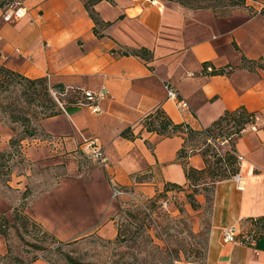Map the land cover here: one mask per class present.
<instances>
[{
    "label": "crops",
    "instance_id": "obj_1",
    "mask_svg": "<svg viewBox=\"0 0 264 264\" xmlns=\"http://www.w3.org/2000/svg\"><path fill=\"white\" fill-rule=\"evenodd\" d=\"M87 1L12 0L25 9L12 20L3 18L8 6H0V65L62 83L64 94L74 92L75 100L84 89L107 92L99 111L69 102L39 120L38 134L21 141L24 160L33 168L20 175L41 182L28 197L26 212L58 238H78L91 229L87 225H109L111 183L125 194L152 196L167 182H187L177 158L185 136L145 130L140 121L146 114L160 107L173 123L201 129L224 111L244 106L259 123L234 138L244 186L238 188L232 177L215 183L205 260L176 264H264V238L256 246V240L247 244L239 234L246 218L264 215V70L240 64L241 55L264 58V14L249 13L247 1L218 14L165 0H98L92 5L96 24ZM141 48L146 57L136 54ZM218 69L223 72H211ZM166 82L187 108L179 110L167 97ZM128 126L132 139L120 135ZM83 138L98 140L104 164L82 159ZM184 161L204 166L199 148ZM55 225L70 226L67 231ZM226 227L235 228V240L224 239ZM6 251L0 235V254Z\"/></svg>",
    "mask_w": 264,
    "mask_h": 264
},
{
    "label": "rangeland",
    "instance_id": "obj_2",
    "mask_svg": "<svg viewBox=\"0 0 264 264\" xmlns=\"http://www.w3.org/2000/svg\"><path fill=\"white\" fill-rule=\"evenodd\" d=\"M165 1L181 3L193 8H210L218 14H226L243 6L231 5L229 0ZM11 2L12 0L6 1L3 7L6 8ZM248 12L254 11L250 7ZM52 94L56 99L59 97L57 99L59 109L61 108L58 102L64 106L69 104L70 98H75L74 92L71 91L59 94L54 90ZM22 106L24 109L27 108L26 111L31 115L32 123L39 130V114L35 116V113L40 107L24 102ZM12 127L14 130L11 129ZM230 127L231 122L223 129ZM21 129L19 123H11L8 117L0 111V151L9 148L7 134L20 136L22 135ZM206 143L204 138L197 136L189 144L204 149L207 147ZM209 146L207 157L210 167H215L216 156L212 152L223 154L225 150L231 148L225 133L224 136L210 141ZM87 155L86 150L83 149L82 159L93 162ZM3 159H0L3 163L0 164L2 165L0 168V215H5L9 219L8 223H5L8 228L6 239H4L10 247L12 256L29 259L33 255H43L51 264H176L178 261L203 262L205 260L211 231L212 184L199 185L196 193H192V188L187 183L176 187L167 185L170 182L165 183L163 188L152 196L142 192H130L112 197V193L109 192L110 200L114 202V208L110 209L109 218L112 222L109 225H87L90 226L88 229H91L78 238H58L44 226L35 222L26 212L28 197L37 191L36 186L40 182L32 180L31 175L28 180L20 175L25 173L28 166L30 169L31 164L24 160V157L20 160V157L16 155L8 160L5 157ZM32 168L31 166V171ZM1 169L3 172L10 171L3 174ZM13 174L19 178L21 176L20 182H17L18 186L14 183L16 176L13 177ZM209 180L210 177H206L197 182ZM49 181L52 183L54 180L50 177ZM72 183L76 184V182ZM190 194H193V197ZM65 209L68 211L69 208ZM16 210L27 214L28 220L16 218V216L14 218ZM51 219L56 218L51 217ZM96 220L100 222L99 219ZM69 226L55 225V228L68 231ZM253 227L254 225L249 220H244L240 225L239 234L250 239ZM41 229H45L61 243L51 240L50 235L43 234ZM27 242L39 245L42 249H36ZM56 246L60 247V251L54 249ZM66 253L71 255L75 263L66 262L64 257ZM13 263L9 258L0 257V264Z\"/></svg>",
    "mask_w": 264,
    "mask_h": 264
},
{
    "label": "trees",
    "instance_id": "obj_3",
    "mask_svg": "<svg viewBox=\"0 0 264 264\" xmlns=\"http://www.w3.org/2000/svg\"><path fill=\"white\" fill-rule=\"evenodd\" d=\"M6 1L8 0H0V6H3ZM97 1L98 0H88L85 3L86 10L96 24L100 21L96 16L92 5ZM229 1L231 2V5L234 6L245 5V0ZM262 13L264 14V8ZM136 54L146 57L147 51L146 49L141 48L136 51ZM240 64L242 67H246L251 70L255 68H261L264 70V58L248 59L244 55H241ZM211 72L219 73L223 72V69L212 70ZM54 90L56 93L58 92L59 94H63L65 92V86L62 83L50 84L45 76L30 78L4 65H0V111L8 117L11 123H19L22 128V135H12L9 138V148L5 151H0V159L5 157V159L8 160L11 156L16 155L19 156L21 160L23 158L21 151V141L26 137L35 136L39 131L37 126L32 123L31 115L27 113L28 111H26L27 108L24 109V106H22L23 102L40 107L39 111H36L35 113V116L39 114V119L52 116L60 112V109L57 106V99L59 97L56 99L52 94V91ZM75 101L76 100L74 97L69 99L70 103ZM254 120V112L247 110L244 106H239L234 110L224 111L209 126L201 129H194L188 124L173 123L164 110L160 107H157L146 114L141 119L140 123L142 128L150 132H156L161 137L171 136L173 134H181L183 138L185 136L184 144L177 152V158L183 165L187 180L186 183L192 188V193H196L199 185L206 186V184L210 183L213 185L214 189V185L217 181L232 177L239 171L238 159L234 149V138L240 136L246 125L250 122H253ZM229 122H231V127L224 130V126L229 124ZM11 129L14 130L13 127ZM224 133L226 134V138L230 141L231 148L225 150L223 154L212 152L213 155L216 156L214 161L215 167H210L211 165L207 157L208 151L210 150L209 142L224 136ZM120 135L129 139L135 137L131 126L124 128L120 132ZM197 136L204 138L205 142H207V147L200 149L204 160V166L199 169L188 165L184 161V159L196 149L195 146L189 143ZM0 164L3 163L1 162ZM1 166L2 165H0V168ZM1 171L3 172L2 169ZM9 171L10 170H7V172L5 171L3 174H7ZM206 177H210V180L197 182L198 180L204 179ZM167 185L176 187L181 186L180 184L176 183H168ZM190 196L193 197V194H190ZM15 216L16 218L24 220H28L29 218L27 214L19 210L15 211L14 218ZM245 220H249L251 224L254 225V227L251 229L252 234L250 239L252 238L256 240L255 245L258 246V241L261 238H264V215L248 217ZM8 221L9 219L5 215H0V235H2L5 239L8 228V225H5V223H8ZM38 226L40 227L41 225ZM42 232L45 235H50L45 229H43ZM50 237L54 242L56 241L61 243L60 240H55L56 238L53 235H50ZM242 240L247 244H250V240L248 238L243 236ZM27 244L34 246L36 249L40 248L39 245L31 242H27ZM54 249L60 251L59 246H56ZM48 250L50 251L51 249ZM0 257L11 259V261L14 262L13 264H30L39 258L44 259L49 264H51V262L46 260L43 255H33L29 259H23L19 256H12L9 245H7V254ZM64 257L66 262L75 263V260L69 253L64 254Z\"/></svg>",
    "mask_w": 264,
    "mask_h": 264
},
{
    "label": "built area",
    "instance_id": "obj_4",
    "mask_svg": "<svg viewBox=\"0 0 264 264\" xmlns=\"http://www.w3.org/2000/svg\"><path fill=\"white\" fill-rule=\"evenodd\" d=\"M248 2V6L254 9L257 12H262L264 8V2L262 0H245ZM25 13V9L20 4H10L8 8L3 12V18L5 20L17 19L23 16ZM164 87L166 89L167 97L174 98L176 106L179 110H184L188 107V103L181 97H179L176 89L170 84L165 83ZM107 96V92L104 89H99L96 91L90 89L82 90V93L79 98H77V103L86 105L92 111L97 112L100 110L99 102ZM60 107H63L61 102H58ZM259 127V123L256 119L253 122L247 124L246 128L251 130H256ZM82 143L84 144V150H86L89 157L97 164H104L106 162V158L104 156L101 145L98 143L96 138H83ZM239 164V171L235 173L232 178L236 181L238 188H243L245 179L240 171V161L242 156L240 154H236ZM111 193L112 197L120 196L124 193V191L114 183H111ZM224 239L225 240H235L236 232L234 227H226L224 229ZM250 243H253V239H249Z\"/></svg>",
    "mask_w": 264,
    "mask_h": 264
}]
</instances>
